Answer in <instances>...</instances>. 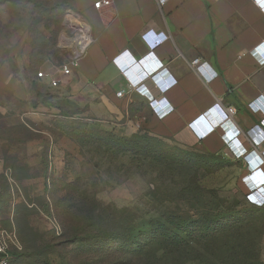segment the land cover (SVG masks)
I'll list each match as a JSON object with an SVG mask.
<instances>
[{"label":"rangeland","instance_id":"1","mask_svg":"<svg viewBox=\"0 0 264 264\" xmlns=\"http://www.w3.org/2000/svg\"><path fill=\"white\" fill-rule=\"evenodd\" d=\"M74 19L69 0L0 3V229L18 228L24 251L47 264H264V211L247 212L231 165L201 152L184 163L172 143L143 131L148 143L126 149L116 141L136 133L98 130L38 76L70 55L62 41ZM173 214L217 216V231L199 243L190 227V246L178 248L148 225Z\"/></svg>","mask_w":264,"mask_h":264},{"label":"crops","instance_id":"2","mask_svg":"<svg viewBox=\"0 0 264 264\" xmlns=\"http://www.w3.org/2000/svg\"><path fill=\"white\" fill-rule=\"evenodd\" d=\"M97 1L69 0L72 25L87 24L94 41L58 87L63 101L105 131H147L221 158L252 191L239 192L249 205L264 207V112L251 108L264 96V9L254 0ZM221 104L237 109L228 122Z\"/></svg>","mask_w":264,"mask_h":264},{"label":"built area","instance_id":"3","mask_svg":"<svg viewBox=\"0 0 264 264\" xmlns=\"http://www.w3.org/2000/svg\"><path fill=\"white\" fill-rule=\"evenodd\" d=\"M254 1L259 7L264 9V0H254ZM109 4H111V0H99L95 3L96 7H100L101 5H109ZM65 38L66 41L70 43L71 46L70 47L71 53L67 61L55 72L40 71L38 73V76L40 78H44L48 80L49 84L55 88L60 87L61 84L64 83L65 78L72 75L74 67L78 65L79 60L87 53L88 47L94 41L91 30L89 26L85 23H79V25L73 29L71 35ZM200 62H201L200 58H195L191 61V64L195 67ZM134 88L135 86L129 83L127 84L124 90L117 92V96L122 97L124 94L131 92ZM263 97L264 96H262L254 103H251V108L254 112L255 111L264 112V108H262V105L261 106L259 105V103L264 102ZM256 104H258L259 106L258 105L256 106ZM221 106L224 108V110L221 111L222 119L225 122H228L234 116L237 109L233 105L223 106L221 104ZM164 112L165 110L163 109V105L161 103L160 104L157 103L155 109V113L157 114V116L162 117L164 115ZM225 135H228V137L224 138L226 143H230L236 137V133H232L231 129L226 130ZM256 176L259 178L260 184L261 185L264 184V175H262V173H259ZM260 184L256 183L257 186H259ZM251 192L252 191L250 190L249 193ZM52 224H53V228L58 233H60L61 227L59 223L53 219ZM22 249H23V245L15 226H12L11 228L0 229V264H11L13 252L21 251Z\"/></svg>","mask_w":264,"mask_h":264},{"label":"trees","instance_id":"4","mask_svg":"<svg viewBox=\"0 0 264 264\" xmlns=\"http://www.w3.org/2000/svg\"><path fill=\"white\" fill-rule=\"evenodd\" d=\"M11 1L14 2L15 0H0V3L11 2ZM62 116H65V115H62ZM98 130H101V129L98 128ZM107 132H109V131H107ZM139 132H141V131H139ZM143 132H147V131H143ZM111 133H113V132H111ZM147 133H149V132H147ZM108 138H109L108 139L109 142H115L116 141L115 140L116 136H114V135H112ZM148 141H149V138L147 136L142 137L139 133H136L130 138H127V137L120 138L116 141V143L127 149L128 147H137L138 145H140L144 142L148 143ZM175 148L179 149L178 156L182 155V159H183L182 161L184 163H188V159H189V157H191L192 153H195V152L199 153V151H196V150H187V149H182V148H179L176 146H175ZM208 156L209 157H215L213 155H208ZM215 158L217 160H219V162H222L223 164L226 165V163H224V161L221 158H218V157H215ZM207 172L210 173L209 171H207ZM205 179H203V182H205ZM193 185L195 187H197L199 189V191H201L203 189L202 181L200 179H198L197 177H194V184ZM241 185L239 186L240 192L244 195L248 194L249 190H247V188L244 186L242 181H241ZM242 187L245 189L244 191H243ZM8 190H9V185H6L5 191L8 192ZM246 208H247L246 209L247 212H252V213L256 212V211H264L263 207H253V206L247 205ZM217 218H218L217 216L216 217L213 216L211 219H209V218L205 219V220L204 219H196L194 222H192L190 219H188L187 217H185L183 215L173 214V216L169 217V220H168V216L165 215V217L162 218V219H164L163 221H161V220H150L148 225L150 227L149 231L151 233H154L156 230L166 229V230H163V232L170 238L169 242L173 241L177 245L178 248L188 249V247L190 246L189 242H190L191 235L193 232V229L190 227H195L198 230H201V233L199 234V239H200L199 243L201 241H205V243L207 241V243H208L211 241V239L214 237V233L217 231V229L215 227H212L213 222H217V220H215ZM53 219L59 223V225L61 227V231H62V225H61L60 221L58 220V218L53 215V216H51L50 220H53ZM168 224H172L174 227L171 231L167 228ZM193 224L196 226H193ZM17 231H18V228H17ZM18 234H19L20 240L22 242L23 249L21 251H14L13 252L11 264L13 263V261L16 257H20L21 259L28 260L27 264H47V263H45L47 260L44 261V260L36 259V254H28V251L27 252L24 251L25 250L24 243H23V240L20 236L19 231H18ZM214 250L215 249L212 248V246L208 245V247H207L208 255L210 253H212ZM212 255H215V252ZM207 260H208V256L205 259H203L202 261L205 263ZM208 264H212V263H208Z\"/></svg>","mask_w":264,"mask_h":264}]
</instances>
